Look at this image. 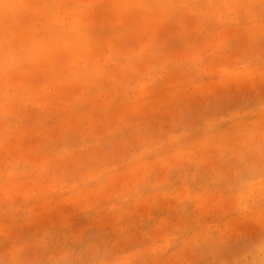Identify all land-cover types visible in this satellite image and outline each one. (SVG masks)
<instances>
[{"label": "rangeland", "instance_id": "374dc122", "mask_svg": "<svg viewBox=\"0 0 264 264\" xmlns=\"http://www.w3.org/2000/svg\"><path fill=\"white\" fill-rule=\"evenodd\" d=\"M255 263L264 0H0V264Z\"/></svg>", "mask_w": 264, "mask_h": 264}, {"label": "bare ground", "instance_id": "6f19581e", "mask_svg": "<svg viewBox=\"0 0 264 264\" xmlns=\"http://www.w3.org/2000/svg\"><path fill=\"white\" fill-rule=\"evenodd\" d=\"M1 10H2V9H1ZM52 14H53V13H52ZM52 19H54V18H52ZM64 19H65V17H64ZM59 20H60V19H59ZM48 21H49V20H48ZM48 21H47V22H48ZM61 23H62V22H61ZM64 24H65V23H64ZM64 24H63V25H64ZM61 25H62V24H61ZM73 26H74V25H73ZM75 26H76V24H75ZM75 26H74V27H75ZM52 27H53V26H52ZM55 27H56V26H55ZM55 29H56V28H55ZM50 30H51V29H50ZM71 30H72V29H71ZM40 31H41V30H40ZM43 31H44V30H43ZM66 31H67V29H66ZM44 32H45V31H44ZM74 32H76L75 29H74ZM41 33H42V35H43V34H44V35L49 34V35H47V36L50 37V36L54 35V33H56V32L53 31L52 34H51V32H50V33L48 32V33H46V34L43 33V32H41ZM57 33H59V31H58ZM57 33H56V34H57ZM59 34H61L62 36H61V37L59 36L58 38L56 37V38L58 39V40H57L58 42H59V39L61 40V39L66 38V34H63V33H59ZM59 34H58V35H59ZM37 35H38V34H37ZM44 35H43V36H44ZM64 35H65V37H64ZM39 36H40V35H39ZM47 36H46V37H47ZM48 37H47V38H48ZM44 38H45V37H44ZM52 38H53V37H52ZM35 40H36V39H35ZM39 40H41V39H38V41H39ZM43 40H44V39H43ZM42 42H43V41H42ZM60 42H61V41H60ZM61 43H62V42H61ZM255 264H256V263H255Z\"/></svg>", "mask_w": 264, "mask_h": 264}]
</instances>
